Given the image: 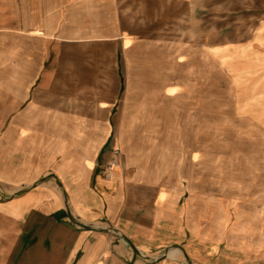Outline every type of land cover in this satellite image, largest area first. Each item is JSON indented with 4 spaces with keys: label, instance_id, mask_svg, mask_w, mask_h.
<instances>
[{
    "label": "crops",
    "instance_id": "0c3cea01",
    "mask_svg": "<svg viewBox=\"0 0 264 264\" xmlns=\"http://www.w3.org/2000/svg\"><path fill=\"white\" fill-rule=\"evenodd\" d=\"M126 21L196 23L232 78L256 74L248 112L264 119V0H0V264H264V190L242 205L203 177L182 188L143 163L107 171L117 63L87 107L50 77L54 52L126 55Z\"/></svg>",
    "mask_w": 264,
    "mask_h": 264
},
{
    "label": "rangeland",
    "instance_id": "374dc122",
    "mask_svg": "<svg viewBox=\"0 0 264 264\" xmlns=\"http://www.w3.org/2000/svg\"><path fill=\"white\" fill-rule=\"evenodd\" d=\"M122 24L138 43L126 55L65 49L58 59L54 52L50 77L69 79L66 88L78 90L87 107L109 94L116 62L122 85L110 121L119 163L134 170L143 163L164 186L183 188L203 177L242 205L261 201L264 119L248 112L259 90L248 92L256 74L232 78L197 36L196 23Z\"/></svg>",
    "mask_w": 264,
    "mask_h": 264
},
{
    "label": "built area",
    "instance_id": "2783aa9c",
    "mask_svg": "<svg viewBox=\"0 0 264 264\" xmlns=\"http://www.w3.org/2000/svg\"><path fill=\"white\" fill-rule=\"evenodd\" d=\"M112 153H113V161H112V163H108V164L106 165V170H107V171H111V170H112V168L114 167V163H115V161L117 160V157L119 156V151H118V149H113V150H112ZM108 231L111 232L110 229H109Z\"/></svg>",
    "mask_w": 264,
    "mask_h": 264
},
{
    "label": "bare ground",
    "instance_id": "6f19581e",
    "mask_svg": "<svg viewBox=\"0 0 264 264\" xmlns=\"http://www.w3.org/2000/svg\"><path fill=\"white\" fill-rule=\"evenodd\" d=\"M184 15V14H183ZM236 54V53H235ZM239 55V54H238ZM252 63V62H251ZM238 65H240V64H238ZM244 65H245V63H244ZM235 66H237V65H235ZM250 66V65H249ZM248 66V67H249ZM236 68H238V67H236ZM245 68V67H244ZM250 68V67H249ZM235 69V68H234ZM235 71V70H234ZM238 71V70H237ZM116 147H118L117 145H116ZM119 148V147H118ZM116 167V166H115Z\"/></svg>",
    "mask_w": 264,
    "mask_h": 264
}]
</instances>
